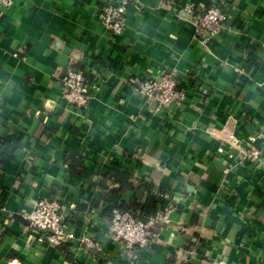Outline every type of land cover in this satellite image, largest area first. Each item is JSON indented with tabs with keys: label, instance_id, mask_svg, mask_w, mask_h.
Returning a JSON list of instances; mask_svg holds the SVG:
<instances>
[{
	"label": "crops",
	"instance_id": "1",
	"mask_svg": "<svg viewBox=\"0 0 264 264\" xmlns=\"http://www.w3.org/2000/svg\"><path fill=\"white\" fill-rule=\"evenodd\" d=\"M12 1L0 8V141L24 137L0 151V264H123L109 220L142 212L147 185L173 211L135 264H264V0H129L121 36L102 21L111 0ZM214 3L227 20L209 41L195 23ZM69 66L91 86L84 108L64 97ZM172 69L188 98L164 117L132 81ZM252 148L257 160L243 156ZM42 198L104 255L38 243L14 216L28 221Z\"/></svg>",
	"mask_w": 264,
	"mask_h": 264
},
{
	"label": "built area",
	"instance_id": "2",
	"mask_svg": "<svg viewBox=\"0 0 264 264\" xmlns=\"http://www.w3.org/2000/svg\"><path fill=\"white\" fill-rule=\"evenodd\" d=\"M12 0H0V8L12 6ZM129 0H111L103 9L102 21L113 35L121 36L126 31V14ZM185 11L193 13L194 7L189 5ZM227 12L221 3L212 4L205 13L196 20L198 31L205 32L207 40L217 38L225 28ZM160 82L150 77L146 80H133L135 95L143 103L157 102V113L169 117L170 113L181 106L188 96L183 87L185 74L178 69L164 71ZM64 97L76 108H84L91 98V86L83 71L69 66L62 77ZM248 159L257 160L259 153L255 149L242 151ZM171 205L158 209L152 214L137 211H121L114 209L108 224L109 236L119 244L123 264H135L137 252L146 250L159 239L156 227L164 223ZM29 227L36 233L40 244L62 246L73 243L81 250H95L102 257L103 244L90 237H78L66 225V214L63 205L57 198L39 199L28 214ZM11 220V218H10ZM9 221V220H8ZM11 222V221H9ZM84 248V249H83Z\"/></svg>",
	"mask_w": 264,
	"mask_h": 264
},
{
	"label": "trees",
	"instance_id": "3",
	"mask_svg": "<svg viewBox=\"0 0 264 264\" xmlns=\"http://www.w3.org/2000/svg\"><path fill=\"white\" fill-rule=\"evenodd\" d=\"M23 134L16 133L14 134L13 138L10 141H0V151L3 152L4 155L13 154L17 151V149L21 146L22 140H23ZM1 162V161H0ZM124 189V184L126 182V179L123 177V180L121 181ZM147 188L150 192V195L148 197V200L143 208L144 214H152L156 212L158 209H164L167 207V203L164 202L162 199H159L157 195L152 194L153 189H155L154 186L147 185ZM164 190H161V194H163ZM139 206V205H138ZM137 205L131 206H123L118 208L121 211H135L138 207ZM62 246H67V244H64Z\"/></svg>",
	"mask_w": 264,
	"mask_h": 264
},
{
	"label": "water",
	"instance_id": "4",
	"mask_svg": "<svg viewBox=\"0 0 264 264\" xmlns=\"http://www.w3.org/2000/svg\"><path fill=\"white\" fill-rule=\"evenodd\" d=\"M154 106L157 105V102H154L153 103ZM17 220L21 221L23 224H26L28 225L29 224V221L25 220L23 217L19 216V215H15L14 216Z\"/></svg>",
	"mask_w": 264,
	"mask_h": 264
}]
</instances>
